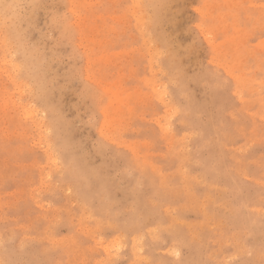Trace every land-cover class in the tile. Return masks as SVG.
I'll return each mask as SVG.
<instances>
[{"label":"rangeland","instance_id":"rangeland-1","mask_svg":"<svg viewBox=\"0 0 264 264\" xmlns=\"http://www.w3.org/2000/svg\"><path fill=\"white\" fill-rule=\"evenodd\" d=\"M260 5L0 0V264H264Z\"/></svg>","mask_w":264,"mask_h":264},{"label":"snow or ice","instance_id":"snow-or-ice-1","mask_svg":"<svg viewBox=\"0 0 264 264\" xmlns=\"http://www.w3.org/2000/svg\"><path fill=\"white\" fill-rule=\"evenodd\" d=\"M29 6L32 7L33 9H38V8L43 7V5H40L38 3H33ZM14 7H20V5H11L10 4V5L6 6L7 9H12ZM63 7H64L65 11H64L61 18L67 24L72 19V14H74L73 9L75 8V5L64 4ZM239 7L244 8V7H249V6L241 5ZM208 8H209V5L202 4V5H198L197 9H196L198 12L201 13L200 19L198 20L197 25H196V27L201 29V31L209 29V26L212 23L211 19L209 18V14L207 12ZM261 8H262V10H264V5H261ZM261 36H264V32H261ZM209 39H211L210 33H209ZM259 82L261 85V88H260L261 96L264 97V64H262V67H261V74L259 77ZM223 86L224 87H230L231 82L228 80H225ZM144 227H148V226L145 225ZM149 231L152 232L153 234H155V236H154L155 239L160 238L161 229L159 227L150 228ZM123 239L124 238H120V240L117 244H115L109 248H105L104 250H105V252H107V258L99 260L97 262V264H116V261L113 259V257L119 256L121 254L122 250L125 248V244L123 242ZM140 241H141L140 250H141V252H144L150 246H148L144 243L143 237L140 238ZM101 246H103V243H101ZM172 254L176 257H179L180 251L178 250V248H173ZM88 264H91V261H89ZM149 264H157V261L152 260L149 262ZM223 264H242V261L240 259H238L237 257L233 256V257H229V259L227 261L223 262Z\"/></svg>","mask_w":264,"mask_h":264},{"label":"bare ground","instance_id":"bare-ground-1","mask_svg":"<svg viewBox=\"0 0 264 264\" xmlns=\"http://www.w3.org/2000/svg\"><path fill=\"white\" fill-rule=\"evenodd\" d=\"M235 1V0H234ZM210 4V3H209ZM255 6V5H254ZM261 6V5H260ZM213 8V7H212ZM133 9V8H132ZM209 9V8H208ZM227 16V15H226ZM132 17V16H131ZM217 21V20H216ZM217 27V26H216ZM257 28V27H256ZM139 30V29H138ZM219 30V29H218ZM222 33V32H221ZM214 37V36H213ZM151 39V38H150ZM218 40V39H217ZM249 41V40H248ZM98 45V44H97ZM158 45V44H157ZM96 46V45H95ZM100 47V46H99ZM219 49V48H218ZM104 50V49H103ZM157 50V49H156ZM250 50V49H249ZM116 52H118V51H116ZM156 52V51H155ZM252 52V51H251ZM113 53V52H112ZM120 53V52H119ZM240 53V52H239ZM168 54V53H167ZM249 54V53H248ZM102 55V54H101ZM116 55V54H115ZM258 55V54H257ZM126 56V55H125ZM156 56V55H155ZM243 57V56H242ZM139 58V57H138ZM131 60V59H130ZM137 60V59H136ZM151 60H152V58H151ZM95 62V61H94ZM101 63V62H100ZM245 64V63H244ZM138 65V64H137ZM225 65V64H224ZM223 65V66H224ZM1 66V65H0ZM12 66V65H11ZM246 68V67H245ZM241 71V70H240ZM2 72V71H1ZM15 75V74H14ZM100 75V74H99ZM5 76V75H4ZM113 77V76H112ZM212 78V77H211ZM147 80V79H146ZM114 82V81H113ZM168 82V81H167ZM118 83V82H117ZM255 83V82H254ZM19 84V83H18ZM117 85V84H116ZM214 85V84H213ZM221 85V84H220ZM23 87V86H22ZM176 87V86H175ZM147 89V88H146ZM152 89V88H151ZM20 91V90H19ZM152 92V91H151ZM157 92V91H156ZM245 96V95H244ZM148 97V96H147ZM159 97V96H158ZM12 98V97H11ZM146 98V97H145ZM151 99H153V98H151ZM16 107V106H15ZM29 107V106H28ZM167 109H169V108H167ZM182 111V110H181ZM25 112V111H24ZM47 113V112H46ZM34 119V118H33ZM40 119V118H39ZM230 119V118H229ZM183 120V119H182ZM43 121V120H42ZM37 122V121H36ZM166 124V123H165ZM171 124V123H170ZM32 125H34V124H32ZM50 128V127H49ZM170 130H172V129H170ZM42 131V130H41ZM49 132V131H48ZM48 135H49V133H48ZM42 137V136H41ZM45 138V137H44ZM49 147V146H48ZM44 149V148H43ZM21 150V149H20ZM3 151V150H2ZM11 154V153H10ZM54 160H56V159H54ZM52 162V161H51ZM50 162V163H51ZM147 172V171H146ZM216 173V172H215ZM57 174V173H56ZM62 175V174H61ZM76 186V185H75ZM70 188V187H69ZM75 190V189H74ZM209 191V190H208ZM77 193V192H76ZM102 196V195H101ZM104 196V195H103ZM151 205V204H150ZM152 207V206H151ZM78 214V213H77ZM91 215V214H90ZM69 226V225H68ZM174 227V226H173ZM37 228V227H36ZM53 229V228H52ZM164 229V228H163ZM206 229V228H205ZM24 232V231H23ZM53 232H55V231H53ZM13 234V233H12ZM4 235V234H3ZM124 235V234H123ZM141 235V234H140ZM10 236V235H9ZM14 236V235H13ZM84 239V238H83ZM5 242V241H4ZM38 242V241H37ZM82 242V241H81ZM26 243V242H25ZM43 246V245H42ZM21 247V246H20ZM22 248V247H21ZM52 251V250H51ZM139 251H141V250H139Z\"/></svg>","mask_w":264,"mask_h":264}]
</instances>
